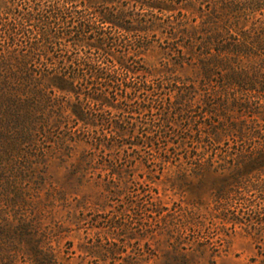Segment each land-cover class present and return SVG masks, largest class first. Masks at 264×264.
Instances as JSON below:
<instances>
[{
  "label": "rangeland",
  "instance_id": "374dc122",
  "mask_svg": "<svg viewBox=\"0 0 264 264\" xmlns=\"http://www.w3.org/2000/svg\"><path fill=\"white\" fill-rule=\"evenodd\" d=\"M38 1L0 0V264H264L259 192L236 189L264 178V0L124 2L138 29L105 26L104 47L135 73L78 84L108 97L89 126L61 116L73 94L14 75L24 53L47 67L5 34ZM72 32L50 71L90 75L91 32Z\"/></svg>",
  "mask_w": 264,
  "mask_h": 264
},
{
  "label": "trees",
  "instance_id": "16d2710c",
  "mask_svg": "<svg viewBox=\"0 0 264 264\" xmlns=\"http://www.w3.org/2000/svg\"><path fill=\"white\" fill-rule=\"evenodd\" d=\"M39 1L24 6V11L19 10V14L8 24V30H6L5 34L10 38V56L16 57V55H18L17 51L19 47L17 46L20 45L19 42H28L30 44L29 50L31 53H35L34 51L40 48V46H45V60H42V63L45 61L47 67L46 69H41L34 61V54L24 53L21 56L25 58V60H22V62H19L16 66L17 73L14 75L16 79L18 77V83L23 84L24 87L27 86L28 89L33 86V90L39 91L46 99L49 98L46 90H49L51 93L57 91L67 95L73 94L76 102H68V107L70 106L71 111L61 109V116L64 117V115H66L65 117L70 118L74 122H82L84 125L88 126L89 124H94V113L89 109V103L87 104V102L96 100L104 105V99H108V97H99L97 93L89 91L83 100V98H80V88L78 84L84 82L88 83L93 80L98 81V79H100L103 80L104 86H113V83L117 82L121 75L118 71L119 69H122V75L127 78L130 77L132 73H135L127 63L130 58L129 56H123L124 58L118 61V65L114 63L113 54L104 47L105 40L109 38V35L103 31L105 26L112 27L116 30L125 29L126 31L138 29L137 27L135 28V25L132 23L133 16L128 13V8L120 9L121 5H125L124 2H130L132 0ZM77 1H79L82 8L74 9V3ZM133 1L144 4L141 0ZM100 5L101 7H99ZM146 5L154 6L153 4ZM71 12H74L76 15H70ZM72 18H76L75 21L72 20ZM68 27L70 28L67 29ZM140 27V30H145V27L142 25H140ZM94 28H99L100 31L102 30V33L98 32V36L92 35ZM72 31L77 33L91 32L87 37L89 41L85 42L88 46L94 47L98 51V55L93 59L86 56L87 60H85L88 62L86 64H88L90 69V75L86 74V76L83 75L81 77L76 75L75 71L80 68L81 64L78 63V65H74V61L65 64V59L58 61L59 64L64 65L61 66L62 69L54 66L56 71H50L52 67L48 65V63L52 62L51 60L54 57L55 49L63 43V40L74 38V32ZM105 61L111 63L112 67L110 70H105L101 66V63ZM67 69H72V71L70 70L69 73H67ZM121 84H123L125 88H118L124 92H128V88H130L131 91L134 88L131 85L130 79H123L120 85ZM123 98L126 100L127 97L123 96ZM65 112L67 114H65ZM45 128L44 126L43 129L45 130ZM259 160L253 158L251 163L254 165L256 162L258 163ZM254 177H257L255 181L251 182V180L248 179H246V181L240 179L237 181L238 183H236L237 192H240V189L247 190V192L257 189L259 192V201L257 205L259 206V213L253 215L252 218L256 219V223H252V226H254V224H264V178L260 176Z\"/></svg>",
  "mask_w": 264,
  "mask_h": 264
}]
</instances>
